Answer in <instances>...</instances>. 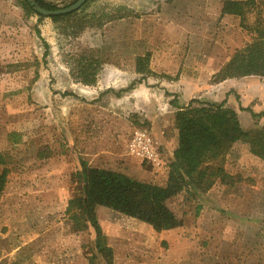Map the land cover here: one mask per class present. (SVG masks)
Segmentation results:
<instances>
[{
  "label": "rangeland",
  "instance_id": "1",
  "mask_svg": "<svg viewBox=\"0 0 264 264\" xmlns=\"http://www.w3.org/2000/svg\"><path fill=\"white\" fill-rule=\"evenodd\" d=\"M44 1L64 9L77 0ZM224 1L88 0L71 18L54 22L28 12L22 0H0V154L8 155L0 264H90L94 256V264H104L94 231L76 233L65 213L77 173L81 163L106 170L122 164L134 130H149L156 114L176 112L165 93L186 106L192 100L224 103L234 108L243 131H264V117L249 112L264 113V78L230 80L221 87L228 86L225 96L212 81L186 87L185 79L211 57L230 59L249 44L254 26L264 27V0H244L252 5L241 24L221 16ZM147 53L151 74L138 75L134 59ZM76 56L102 62L95 85L73 78ZM164 125L170 127L167 118ZM223 169L230 178L224 195L248 202L236 205L245 212L233 216L228 211L234 208L214 204L222 232L200 234L201 196L181 195L175 206L192 232L173 250L165 244L134 248L135 222L118 224L121 216L97 209L111 264H264V161L239 143Z\"/></svg>",
  "mask_w": 264,
  "mask_h": 264
},
{
  "label": "trees",
  "instance_id": "2",
  "mask_svg": "<svg viewBox=\"0 0 264 264\" xmlns=\"http://www.w3.org/2000/svg\"><path fill=\"white\" fill-rule=\"evenodd\" d=\"M33 1L41 9L59 10L44 0ZM22 4L28 12L42 17L29 5L28 0H22ZM251 5L250 1L226 0L222 4L221 16L238 18L241 24ZM74 14L75 12L49 18L58 22L69 19ZM251 31L249 44L235 52L212 77V83L219 84L248 77L264 78V27L254 26ZM44 48L46 56L48 46L44 44ZM134 62L136 74H151L148 53L136 57ZM75 63L73 78L85 86L95 85L102 62L91 56H76ZM134 86L135 82L127 89L119 91L117 96L132 90ZM165 94L173 97L169 105L176 109L173 126L177 132V146L169 162L167 179L163 186L139 182L119 172L93 168L86 163H81V169L77 173V189L68 201L65 213L76 233L88 229L94 231V249L104 264L112 263L113 251L107 246L99 225L96 214L98 208L111 210L148 225L156 233L174 230L184 224V217L175 206L177 198L183 194L198 198L208 192L216 182L228 184L227 180L230 178L223 169V162L234 145L247 144L250 153L264 161V131H243L233 109L225 107L224 103L208 104L196 100L179 108L174 96ZM249 112L254 118L264 117V113L256 115ZM9 139L16 144L18 135H9ZM7 162L8 155L0 154V196L7 182ZM261 192L264 196V184ZM96 258L94 256L90 264H94Z\"/></svg>",
  "mask_w": 264,
  "mask_h": 264
},
{
  "label": "crops",
  "instance_id": "3",
  "mask_svg": "<svg viewBox=\"0 0 264 264\" xmlns=\"http://www.w3.org/2000/svg\"><path fill=\"white\" fill-rule=\"evenodd\" d=\"M237 1H244V0H237ZM222 9V7H221ZM228 18H232L230 16H224ZM229 61V58H226V60L221 61V59H216L215 57H211L207 61V65L204 67L198 68V71L196 74L192 75L191 77H188L185 79L186 81V87L189 86L191 91L195 90L197 87H201V84L208 85L211 81V78ZM217 62V65L214 63ZM197 70V69H196ZM186 77V76H185ZM249 78V77H248ZM245 79V78H242ZM241 79V80H242ZM228 81L221 82L217 85H215V88H219L220 92H222V96H225L226 93L229 92L228 86L227 88H222L225 84L228 83ZM186 89V88H185ZM135 91V90H134ZM132 91L130 94H133ZM191 99H189L190 101ZM185 101L181 103H177V106L179 108L185 107ZM169 103H167V107ZM170 108V106H169ZM234 110L233 107H230ZM169 110V109H168ZM235 111V110H234ZM167 115L164 116L163 114L155 115V117H150V129L148 130L150 132V135L152 136V139L154 143L159 146L160 148V154L162 158V165L159 168L153 167L149 164L142 166L137 158H134L132 156L128 155L127 149H126V156L127 158L123 160V163L120 164L117 168L113 169L112 171L119 172L121 174H124L125 176H128L136 181L144 182V183H153L160 186H163L167 179V173H168V165L169 162L173 158V151L175 150L177 146V132L175 129H173V119H174V113L175 111L167 112ZM167 118V123L170 125V127H165L164 120ZM170 128V130H169ZM221 187H216V186ZM228 190L227 187H224L221 182H216L212 188L206 192L205 194H202L201 197L198 199V203L201 206V211L199 216L197 217V221L195 224H197V228L201 234V232H212L213 230L216 232H222V225L219 224L220 221V214L214 212L213 209L214 204H220L222 207L225 208V206H229L234 209H230L228 212L232 214L233 216H241L243 212H240V209L236 208V205L238 202H242L245 205H247L248 202L241 200L239 196L234 195H224L226 190ZM243 205V204H242ZM244 206L243 210H246V207ZM98 209H105V208H98ZM212 209L214 211H212ZM107 210V209H105ZM113 212V211H112ZM96 214H99V211H96ZM115 216L120 217V221L118 224L123 225H131V222H135L134 227L136 234L134 235L136 243L133 244L134 248H136V245L141 246L143 248L146 246L147 248H153L156 249V247L161 246V244H165L166 247L169 250L176 249L179 244L185 243L186 233L192 232V228L189 229L188 225H184L180 228L169 230V231H162L160 233H156L150 226L145 225L143 223H139L134 219L127 218L123 215H120L118 213L113 212ZM113 216V215H112ZM124 218V219H123ZM118 219V218H117ZM127 221H124V220ZM214 219V220H213ZM218 223V224H217ZM215 233V232H214ZM216 234V233H215ZM194 237L189 238L192 239ZM165 247V246H164ZM227 249V248H226Z\"/></svg>",
  "mask_w": 264,
  "mask_h": 264
},
{
  "label": "built area",
  "instance_id": "4",
  "mask_svg": "<svg viewBox=\"0 0 264 264\" xmlns=\"http://www.w3.org/2000/svg\"><path fill=\"white\" fill-rule=\"evenodd\" d=\"M126 149L129 156L137 158L141 163L156 168L162 165L159 147L154 143L148 130H134L127 141Z\"/></svg>",
  "mask_w": 264,
  "mask_h": 264
},
{
  "label": "water",
  "instance_id": "5",
  "mask_svg": "<svg viewBox=\"0 0 264 264\" xmlns=\"http://www.w3.org/2000/svg\"><path fill=\"white\" fill-rule=\"evenodd\" d=\"M87 1L88 0H77L75 3L68 6L67 8L59 9L56 11H47V10L41 9L39 6H37L33 0H28L29 5L31 7H33V9L36 11V13H38L42 17H47V18H49L51 16H63V15L72 14V13L78 11Z\"/></svg>",
  "mask_w": 264,
  "mask_h": 264
}]
</instances>
